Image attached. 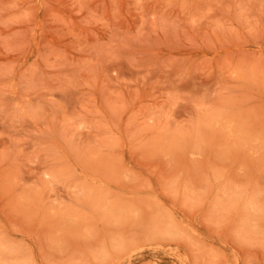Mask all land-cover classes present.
I'll return each instance as SVG.
<instances>
[{"label":"rangeland","instance_id":"obj_1","mask_svg":"<svg viewBox=\"0 0 264 264\" xmlns=\"http://www.w3.org/2000/svg\"><path fill=\"white\" fill-rule=\"evenodd\" d=\"M0 264H264V0H0Z\"/></svg>","mask_w":264,"mask_h":264}]
</instances>
